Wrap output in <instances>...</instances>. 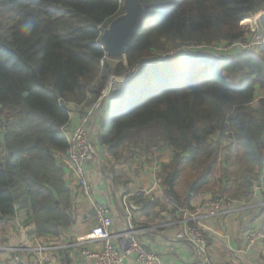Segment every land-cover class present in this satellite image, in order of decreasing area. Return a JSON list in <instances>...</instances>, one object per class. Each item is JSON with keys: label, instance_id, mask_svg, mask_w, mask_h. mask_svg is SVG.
I'll return each mask as SVG.
<instances>
[{"label": "trees", "instance_id": "trees-1", "mask_svg": "<svg viewBox=\"0 0 264 264\" xmlns=\"http://www.w3.org/2000/svg\"><path fill=\"white\" fill-rule=\"evenodd\" d=\"M123 2L0 0L1 220L19 207L43 234L70 224L57 158L68 153L64 101L94 106L110 149L172 147L160 184L179 211L192 212L203 192L238 200L242 175L264 164V46L229 57L168 54L245 38L240 23L264 0H142L145 21L111 69L100 38Z\"/></svg>", "mask_w": 264, "mask_h": 264}, {"label": "crops", "instance_id": "crops-1", "mask_svg": "<svg viewBox=\"0 0 264 264\" xmlns=\"http://www.w3.org/2000/svg\"><path fill=\"white\" fill-rule=\"evenodd\" d=\"M91 106L78 104L71 108L67 129L71 135L82 117L88 120L99 157L86 166V174L94 196L111 209L112 233L128 229L123 206V198L128 196L130 222L146 248L158 254L155 264H193V246L185 235L184 225L179 222L187 213L176 208L160 184V172L172 158V147L163 144L148 151L133 147L126 149V146L110 149V145L98 137L100 123L97 110ZM59 156L57 154L58 163L64 168V182L72 199L70 224L58 234H43L37 229L31 211L17 207L13 218L0 219V264H26L29 251L19 252L15 248L37 243H72L95 226L90 202L78 193L73 173L65 158ZM240 183L245 188L238 198L241 208L232 213L214 215L213 209L202 207L200 195L193 196L191 208L203 215L199 226L210 241L208 264H264V244L250 243L245 238L249 230L264 224V164L245 172ZM114 245L121 248L122 243L116 238ZM17 253L22 256L23 263L15 261ZM42 264H95V261L83 257L77 249L61 248L45 251ZM121 264L143 263L132 254Z\"/></svg>", "mask_w": 264, "mask_h": 264}, {"label": "built area", "instance_id": "built-area-1", "mask_svg": "<svg viewBox=\"0 0 264 264\" xmlns=\"http://www.w3.org/2000/svg\"><path fill=\"white\" fill-rule=\"evenodd\" d=\"M223 44L213 45V50L215 52L220 50L224 53L230 52L229 56H231L233 54L231 53V50L233 49L250 51L255 47L262 48L264 46V34H261V36L258 35L253 39H247L245 37L239 41L228 43L227 46H223ZM111 85L112 79L103 90L100 100L108 94ZM64 102L70 111L71 108L78 105L75 102ZM87 123V118L82 117L80 125L71 135L68 133V125H65L63 128L68 136V153L65 160L74 175L78 193L85 197L92 206L96 219L95 226L88 233L78 237L72 243L50 245L37 243L35 246L17 247L15 250H18L19 252L29 251L30 258L26 264H42L43 253L45 251L61 248L77 249L80 255L94 260L95 264H121L126 257L132 254L136 256L137 261L140 263L155 264L158 254L155 251L146 248L138 237L139 232L130 222L131 208L128 202V196L123 198V206L128 220V229L125 232L116 234H113L111 231L113 219L110 207L100 202L94 196L93 186L86 174V166L97 159L99 155L96 150L95 137L92 135ZM0 128L2 127L0 126ZM230 141L231 143H235V140L232 138L224 141V144H227ZM0 155L3 158L6 156V151L1 146ZM200 196L203 201L202 207L213 209L214 215L232 213L241 208L239 200L220 197L213 192H203ZM202 216L203 215L198 214V212L192 211L187 212V215L179 220V222L184 225L185 235L193 246V264H208L207 251L210 241L199 226V219ZM116 238L121 241V248L115 247L114 240ZM245 238L250 243L264 244V224L256 229L249 230L246 233ZM14 259L16 262L20 263H23L24 261L22 256L18 253L14 256Z\"/></svg>", "mask_w": 264, "mask_h": 264}, {"label": "water", "instance_id": "water-1", "mask_svg": "<svg viewBox=\"0 0 264 264\" xmlns=\"http://www.w3.org/2000/svg\"><path fill=\"white\" fill-rule=\"evenodd\" d=\"M123 7L125 11L110 21L100 38V43L109 58L126 57L127 46L146 18V9L142 0H124Z\"/></svg>", "mask_w": 264, "mask_h": 264}, {"label": "rangeland", "instance_id": "rangeland-1", "mask_svg": "<svg viewBox=\"0 0 264 264\" xmlns=\"http://www.w3.org/2000/svg\"><path fill=\"white\" fill-rule=\"evenodd\" d=\"M264 16V8L261 10H258L257 12L252 13L248 18H245L241 23L240 26L242 30L244 31V36L247 39H253L256 38V36L261 34H264V22L262 23V19ZM253 19V23L247 22L249 19ZM246 19H248L246 21ZM187 45V46H186ZM228 43H224L223 46H227ZM224 49V48H223ZM187 51V52H186ZM240 51V49L238 50ZM155 52V51H154ZM227 52V51H226ZM236 52V50H231V53ZM183 53H187L188 55H194V56H199V55H204V54H215V55H222L223 57H229V53H224L222 50L215 52L213 50V44L205 46V45H195L191 46L190 44H178L177 46L173 47L171 51L168 53L169 55L172 56H178L182 57ZM157 55L159 58L164 57L166 53L158 52L156 50L155 52V57L157 58ZM119 60L114 59V58H109L108 63L111 69L115 67ZM131 73L130 68H127L125 73L119 77L125 78L129 76ZM113 76V75H112ZM110 77L113 78V77ZM223 157H221L222 159Z\"/></svg>", "mask_w": 264, "mask_h": 264}, {"label": "bare ground", "instance_id": "bare-ground-1", "mask_svg": "<svg viewBox=\"0 0 264 264\" xmlns=\"http://www.w3.org/2000/svg\"><path fill=\"white\" fill-rule=\"evenodd\" d=\"M248 19H246V21H247ZM247 22H250V23H253V19H249Z\"/></svg>", "mask_w": 264, "mask_h": 264}]
</instances>
